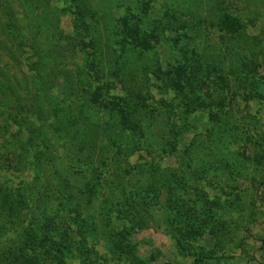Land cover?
<instances>
[{
    "label": "rangeland",
    "instance_id": "374dc122",
    "mask_svg": "<svg viewBox=\"0 0 264 264\" xmlns=\"http://www.w3.org/2000/svg\"><path fill=\"white\" fill-rule=\"evenodd\" d=\"M204 254L264 264V0H0V264Z\"/></svg>",
    "mask_w": 264,
    "mask_h": 264
},
{
    "label": "trees",
    "instance_id": "16d2710c",
    "mask_svg": "<svg viewBox=\"0 0 264 264\" xmlns=\"http://www.w3.org/2000/svg\"><path fill=\"white\" fill-rule=\"evenodd\" d=\"M181 89L183 90L184 88H181ZM130 93H131V91L129 92V94ZM131 174L132 173H126V176H130ZM125 180H126V182H128L127 178H125L123 181H120V182L118 181V183H120L119 186H121V183H124ZM132 184L133 183L131 182L129 186L131 187ZM152 187H156V185H154V186L151 185V188ZM133 189H135L136 194H138V198H136V200L140 203L142 201V198L147 196L146 193H145V190L142 191L138 186H134ZM143 193H144V196H142ZM126 195L127 194H126V190L125 189L120 192V200L122 202H124L123 201L124 197L127 198ZM146 198H144V200H146ZM123 204H125V203H123ZM124 217H125V222H124V225H123V229L120 231V234L123 235L122 239H125V236H129L130 235V231L133 230L132 228H134L135 230H138L140 228L142 229V227L144 226V222L142 221V218H141V216H140V214L138 212H133L132 214H126ZM128 228H131V230L128 231ZM81 244L85 245L83 241H81ZM63 252H64V249H60L59 248L58 253L61 254V255H64ZM208 257H209V255H205V254L202 255L201 257H196V260H195L194 264H201V263H203L204 260H207ZM127 261H129V259H127ZM142 263H143V261L138 262L137 264H142ZM128 264H130V262Z\"/></svg>",
    "mask_w": 264,
    "mask_h": 264
}]
</instances>
